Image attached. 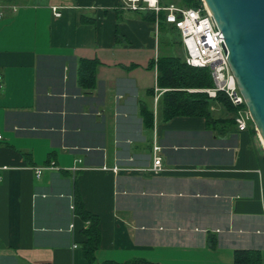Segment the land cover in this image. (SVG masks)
Instances as JSON below:
<instances>
[{
	"label": "crops",
	"instance_id": "0c3cea01",
	"mask_svg": "<svg viewBox=\"0 0 264 264\" xmlns=\"http://www.w3.org/2000/svg\"><path fill=\"white\" fill-rule=\"evenodd\" d=\"M129 3L0 0V264H88L76 196L99 220L97 262L264 264L258 133L217 102L164 117L156 61L185 50ZM154 142L164 170L145 174Z\"/></svg>",
	"mask_w": 264,
	"mask_h": 264
},
{
	"label": "trees",
	"instance_id": "16d2710c",
	"mask_svg": "<svg viewBox=\"0 0 264 264\" xmlns=\"http://www.w3.org/2000/svg\"><path fill=\"white\" fill-rule=\"evenodd\" d=\"M160 9L158 11L150 10L145 15L151 20L158 22L160 26L168 25L173 30V36L170 37V43H181L176 41L174 33L179 35L178 29L166 22L167 11L162 9L169 4H176L182 7L198 8L202 5V0H157ZM142 6V2H139ZM139 9H135L138 11ZM157 85L160 88H166L161 97V104L165 118H171L176 115H206L209 113L212 103H220L227 110L235 112V107L231 104L223 92H218L215 98L209 97L204 92H188L186 89L207 88L213 86L210 70L207 67H195L186 64L185 58L175 54L162 55L157 61ZM82 85H91V78L86 77L81 82ZM252 128L253 125H251ZM74 212L83 221L87 223L83 228L82 234L86 240L82 243L83 255L88 264H150L143 260H129L123 263L114 261L97 262L95 251L100 244V230L98 228L99 220L97 216L87 212L81 199L76 196L74 202ZM234 262L236 264H261L260 253L256 250H236L234 253Z\"/></svg>",
	"mask_w": 264,
	"mask_h": 264
},
{
	"label": "built area",
	"instance_id": "2783aa9c",
	"mask_svg": "<svg viewBox=\"0 0 264 264\" xmlns=\"http://www.w3.org/2000/svg\"><path fill=\"white\" fill-rule=\"evenodd\" d=\"M129 1L128 6L132 9L148 7L155 8V10L160 9L157 6V0H143L146 2V5L143 7L138 5L140 0ZM162 9L167 11L165 17L166 22L174 25L180 33L181 43L185 50L186 64L195 67H207L210 70L213 86L198 89L189 88L186 90L188 92H204L211 98H215L218 92H223L236 108L234 112V123L237 130H247L253 125L251 115L229 68L223 36L205 4L202 2V5L198 8L169 4ZM53 14L55 16L59 15L56 8H53ZM1 16L2 12L0 11V18ZM2 79V75L0 74V86L3 81ZM2 141L3 135L0 132V143ZM160 151L161 147L154 142L152 146V163L150 166L141 169L142 172L155 175L164 170ZM49 168L53 167L50 166ZM74 168L77 169L78 167ZM42 170L43 168L41 167L35 169L37 177L41 174Z\"/></svg>",
	"mask_w": 264,
	"mask_h": 264
},
{
	"label": "water",
	"instance_id": "95a60500",
	"mask_svg": "<svg viewBox=\"0 0 264 264\" xmlns=\"http://www.w3.org/2000/svg\"><path fill=\"white\" fill-rule=\"evenodd\" d=\"M221 32L227 62L264 142V0H202Z\"/></svg>",
	"mask_w": 264,
	"mask_h": 264
},
{
	"label": "rangeland",
	"instance_id": "374dc122",
	"mask_svg": "<svg viewBox=\"0 0 264 264\" xmlns=\"http://www.w3.org/2000/svg\"><path fill=\"white\" fill-rule=\"evenodd\" d=\"M174 37L176 39V37H178V39H176V41H178L180 39L179 35H177L176 33H174ZM165 38H163V36H161V45L162 47H165Z\"/></svg>",
	"mask_w": 264,
	"mask_h": 264
},
{
	"label": "bare ground",
	"instance_id": "6f19581e",
	"mask_svg": "<svg viewBox=\"0 0 264 264\" xmlns=\"http://www.w3.org/2000/svg\"><path fill=\"white\" fill-rule=\"evenodd\" d=\"M153 1V0H152ZM260 137V136H259ZM261 139V138H260ZM261 141H262V139H261ZM262 143H263V145H264V142L262 141Z\"/></svg>",
	"mask_w": 264,
	"mask_h": 264
}]
</instances>
